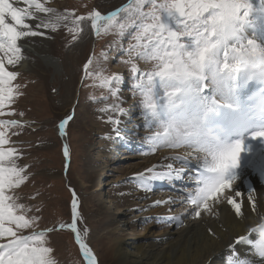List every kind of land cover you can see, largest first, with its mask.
Segmentation results:
<instances>
[{
    "label": "snow or ice",
    "instance_id": "6c2138e0",
    "mask_svg": "<svg viewBox=\"0 0 264 264\" xmlns=\"http://www.w3.org/2000/svg\"><path fill=\"white\" fill-rule=\"evenodd\" d=\"M50 3L0 0V264H58L54 249L48 246V234L57 228L36 230L39 217L29 216L32 208L16 195L29 173L27 165L19 164L23 154L14 146L12 136L21 135L30 125L3 118L24 115L13 106L23 95L25 85L15 83L19 73L10 67L19 66L25 59L19 42L44 36L45 32L37 30L41 28L55 33L63 26L75 40L88 21L97 37L103 34L120 38L117 43L127 56L123 62L129 66L131 90L134 97L140 98L143 119L151 132L145 137L148 150L143 154L186 150L184 156L171 158L181 161L179 167L168 164L166 171H156L154 166L147 169L151 175L139 173L141 188L150 190L154 181L189 182L191 189L184 188L180 195L182 202L193 208V218H201L202 213L212 215L214 205L225 201L236 216L243 217L244 194L233 190V185L247 167L244 154L248 160L258 155L264 174V0H259L258 9L253 0H129L106 15L99 10L86 15L61 12L47 6ZM30 20L38 23L33 26L27 22ZM101 56L108 58L106 52ZM141 62L150 67L142 68ZM83 73L85 80L98 81V86L115 99L101 111L114 114L108 116V122L120 135L119 117L125 114L120 95L123 76L105 75L94 55L83 65ZM250 82L260 86L258 105L250 102L253 98H244ZM68 122H61V135L66 134ZM249 141L259 142L260 146L254 148ZM64 156H70L67 145ZM189 156L196 162V169L191 167ZM247 199L256 211L251 193ZM175 203L170 198L157 200L152 206ZM182 215L169 216L164 222L182 227ZM82 219L79 199L73 191L71 223H60L58 229L75 235L86 264H98L86 242L87 229L81 232L78 227ZM250 232L258 234L256 241L241 235L234 243L249 244L264 257V222ZM229 264L257 262L239 257L233 248ZM258 264H264V260Z\"/></svg>",
    "mask_w": 264,
    "mask_h": 264
},
{
    "label": "rangeland",
    "instance_id": "374dc122",
    "mask_svg": "<svg viewBox=\"0 0 264 264\" xmlns=\"http://www.w3.org/2000/svg\"><path fill=\"white\" fill-rule=\"evenodd\" d=\"M128 2L129 0H51L47 6H56L57 10L61 12L74 11L77 15H86L93 10H99L106 15ZM253 4L256 7L254 1ZM83 29V32L75 40L63 26L55 33L47 30L51 53L58 64L56 68L52 69L58 70V74L48 69L45 62L39 60L35 62L34 66L31 64L33 68L37 69V72L34 73L21 72L10 67V70L19 73L15 83L25 85L21 89L23 95L13 106L17 113L23 112L24 115L3 118L18 119L26 125H30L23 129L21 135L12 136V140L16 142L14 146L23 154L19 164L27 165L29 173L28 181L16 190V195L20 197L21 203L32 208V211L28 213L29 216L39 217V227L36 230L57 228L48 234V246L54 249L53 256L58 264H86L79 246L75 242V235L70 230L58 229L60 223H71L73 191L79 199V211L83 218L78 222V227L81 232L85 229L88 232L86 242L93 249L96 257L98 256L99 264H115L113 258L105 256V250L111 244L100 231L99 225L102 223V219L97 214L98 203L95 200L98 189L97 191L96 188L92 189L89 182L88 162L93 156L95 157L99 147L97 145L100 140L98 139V129L101 131L109 129L111 124L108 122V116L114 115L103 112L101 109L116 101L110 96L107 89L98 86V81L81 79L83 65L94 55L100 67L104 69L105 75L120 74L123 76L125 84L122 82L120 85V95L124 103L121 106L127 105L126 108L123 107L124 115L129 114V118H133L142 111V106L140 98L134 97L131 90V73L129 66L123 62L127 56L117 43L120 38L116 35L102 34L100 37L96 36L97 38L95 37L96 39L93 41L90 22L85 21ZM124 39L126 40L127 37L125 36ZM105 52L108 55L107 59L101 56V53ZM142 64L144 63L141 62L142 68L150 67ZM95 68L96 64L94 63L93 69ZM76 94L79 96L78 102L74 104L75 107H72ZM124 96L128 97V101H125ZM65 119H71L65 128L66 136L61 135L59 129L61 122ZM144 129L145 134H151L146 127ZM66 141L70 153L69 164L68 158L64 156ZM119 150L109 151L111 158H114V155L116 158H120L123 153L119 152H123V150ZM122 158L129 160V155ZM100 162L103 163L104 160ZM126 164H123L124 167ZM96 165L100 166L101 163H96ZM117 166L122 167L121 164ZM115 170L120 173V168ZM102 174L100 173L98 176L99 181L103 179ZM82 181L85 182V185L82 184ZM137 181L138 175H135L129 181H123L121 184H136ZM105 188L100 184L99 192L104 194ZM181 190L183 189L177 188V193H180ZM173 200L176 203L175 205L170 204V208L173 207V210L179 211L180 213H176L177 215L183 213L184 216H187L193 212L190 205L182 202L183 197L180 194H176ZM37 207L40 209L38 212L35 210ZM155 216L153 215L151 219L157 221L162 219L158 225L170 230L171 223L163 222L166 216ZM143 218V216L138 217L139 220ZM146 224L147 222L144 225L141 224L137 230L142 234L141 237L152 238L148 235L149 230H142ZM157 230V227L151 228V231ZM154 236L155 239L160 238L161 232H156Z\"/></svg>",
    "mask_w": 264,
    "mask_h": 264
},
{
    "label": "bare ground",
    "instance_id": "6f19581e",
    "mask_svg": "<svg viewBox=\"0 0 264 264\" xmlns=\"http://www.w3.org/2000/svg\"><path fill=\"white\" fill-rule=\"evenodd\" d=\"M253 1L258 9L259 0ZM54 8L58 9L56 6ZM27 22L33 26L38 23L35 20ZM37 30L45 32V35L28 37L19 42L22 45L25 59L15 67L18 71L37 72V69L32 67L37 60L45 62L47 68L51 70L58 65L51 53L47 30L43 28ZM95 37V32L92 30L93 41L97 38ZM142 65L144 66V64ZM54 72L55 74L59 73L58 70ZM83 77L82 71L81 79H84ZM78 97L76 94L72 107L76 106L74 104L78 102ZM124 99L128 101V97L124 96ZM123 107L126 108L127 105ZM119 118L121 120L120 135L116 134L112 125L104 131L98 129V139L100 140L97 145L99 147L95 157L88 160L89 182L92 189L96 188V191L98 189L95 200L98 203L97 214L102 219V223L99 225L100 231L111 244L105 250L106 257L113 258L115 264H229V252L234 248L239 257L255 261L257 264L264 260V257H260L251 245L234 243L241 235H248L251 240L256 241L258 234L251 233L250 230L264 222V174H261L262 161L260 157L254 161L249 170L242 171L241 178L233 185V190L238 189L244 194L243 217L236 216L234 209L225 201L214 205L212 215L202 213L201 218L195 219L192 216L193 212L187 216L183 214L181 216L183 226L177 227L175 223H171L170 230H167L158 225L162 219L157 221L151 218L153 215H162L167 218L177 215L176 213L179 211L170 212V204L152 205L157 200L173 199L176 194L170 189V183L174 187V183L177 184L178 181H154L150 190L141 188L138 181L136 184L130 185L121 183L129 181L139 173L151 175L147 169L154 166L156 171H166L168 164L179 167L181 161L171 158L184 156L186 150L162 149L155 154L144 155L143 153L148 150L145 137L149 134L144 133L146 122L143 119V111L138 112L133 118H129V114ZM119 149H123V152H119L123 155L120 158L118 156L116 158V155H114L116 159L111 158L109 151H118ZM125 155H129V160L122 158ZM188 159L194 162L191 156ZM102 160H104L103 163L100 162ZM127 162L128 164H126ZM96 163H101V165L97 166ZM120 164L122 167L117 166ZM123 164H126V167ZM117 168H120V173L115 170ZM100 173H103L104 180L102 179V181H99L98 178ZM82 184L85 185V182L82 181ZM100 184L101 187H106L104 194L99 192ZM174 188L177 193V187ZM249 193L255 198L256 211H252L250 201L247 199ZM237 199L241 200L239 197ZM139 216L144 218L139 220ZM146 222L147 224L142 230H149L148 235L152 238L141 237L142 234L137 230L141 224L144 225ZM155 227L158 230L151 231V228ZM156 232H161V237L158 239H155L154 236Z\"/></svg>",
    "mask_w": 264,
    "mask_h": 264
}]
</instances>
